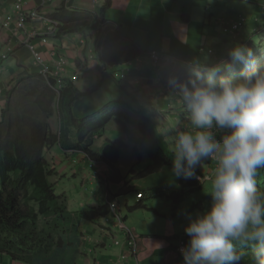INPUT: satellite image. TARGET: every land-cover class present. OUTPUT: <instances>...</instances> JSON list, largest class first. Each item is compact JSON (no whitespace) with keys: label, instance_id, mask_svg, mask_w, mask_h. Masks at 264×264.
Instances as JSON below:
<instances>
[{"label":"crops","instance_id":"obj_1","mask_svg":"<svg viewBox=\"0 0 264 264\" xmlns=\"http://www.w3.org/2000/svg\"><path fill=\"white\" fill-rule=\"evenodd\" d=\"M14 1L7 0L2 6L0 23L10 15ZM106 1L31 0L29 7L37 8L46 17H53L62 12L100 15ZM237 3L246 6L240 7ZM242 16L248 18V21L242 26V33L250 28L251 24L260 27L264 24V2L252 3L249 0H111V5L105 14L106 19L118 28L121 35L134 40L138 47L141 48L145 44L157 46L159 41L161 45L158 47H161L163 54H166L160 63L162 67L178 61L191 65L196 60L205 61L206 55L210 56L215 52L220 53L222 61H227L226 52L235 44L228 46L226 42L233 39L239 44V36L234 38L227 31L233 22ZM26 26L27 32L34 31L43 34L46 24L43 21H38L27 23ZM90 35L87 34L86 39L79 34L57 35L49 38L46 48L42 50V58L49 63L61 58L66 61L64 78L71 80L80 92L84 93L96 84L99 85L98 90L75 102L73 106L74 118L87 117L102 105L114 100H129L128 92L119 89L115 79L117 75H123L129 84H133L135 88L138 86V89L148 94L153 108L160 115L167 114L170 119H173L178 114L176 119L178 120V117L180 119L183 111L179 106L176 92L172 89L165 91L167 88L161 85L158 74L150 70L145 57H141L139 63L131 62L122 67L121 70H105L95 55L93 40L89 38ZM25 37L23 32L5 30L0 32V119L7 104L14 101L13 103L21 107L19 114L21 113L22 118L24 117L26 121L31 120V125L36 124L43 129L48 126L51 131H54V127L59 126L60 117L55 108L59 98L57 100L56 97L52 99L53 93L47 88L44 80L36 74L31 54L23 43ZM164 41L168 42L164 44ZM7 47H11L13 53L7 59L2 60L1 55ZM222 50L224 51L221 52ZM53 51L54 56L51 55ZM189 53L194 54L189 57ZM213 59L216 61L217 57L213 55ZM147 82H151V85ZM183 115L185 114L183 113ZM56 132L57 130L54 131V133ZM122 137H119V143H122ZM114 146L117 147V145ZM118 149L120 150V148ZM76 155L79 158L83 157L81 154ZM120 157L119 154V160ZM143 159L144 155L142 156ZM83 163L88 164L87 161ZM107 166L110 165L99 163L95 169L99 173H103ZM202 166L205 167L201 169L203 176H205L210 172V169L206 162ZM108 171L112 172L113 170ZM114 171L117 172L115 168ZM118 175L123 178L118 184L111 186L112 193L116 194L120 190L127 192L124 197L132 194L136 204L133 208H129L130 201L125 200L127 213L131 214L136 210L147 211L149 214L146 215V219L149 221L144 222L146 224L144 229L138 225H128L127 217H124L121 212L118 198L114 203L119 207L118 213L124 227L119 228L123 225L118 227L115 225L117 222L113 220H104L103 225L100 223L82 224L83 237L77 264H113L115 260L125 264L121 256L128 251L126 250L127 247L121 246L127 240L128 230L136 239L137 251L134 259L130 258L126 264H182L183 257L182 254H178L181 252L178 247L181 240L186 246L187 241L184 239V235H187H177V231L179 232L177 228L180 229V225L175 220L168 221L154 209L150 211L147 209L146 201L155 199V195L147 196L141 202L136 200V191L154 190L160 188L162 184L151 180L146 184L147 189H144L138 183L139 181L136 179L138 176L134 170L127 176L121 173ZM129 176L131 177L130 180ZM176 180L180 184V179L176 178ZM101 187L104 189L105 185L103 184ZM105 196L104 194V198ZM110 221H112V229L115 228L117 233H120L119 229L122 230L124 236L122 243L120 239L113 236V230H109L108 222ZM174 238L177 240L178 247H174L172 244ZM0 264L17 263L12 262L7 257L0 256Z\"/></svg>","mask_w":264,"mask_h":264},{"label":"trees","instance_id":"obj_2","mask_svg":"<svg viewBox=\"0 0 264 264\" xmlns=\"http://www.w3.org/2000/svg\"><path fill=\"white\" fill-rule=\"evenodd\" d=\"M110 5L111 0H107L100 15L62 12L50 18L60 24L57 35L79 34L86 39L87 34H91L89 38L93 40L95 55L105 70H121L131 62L139 63V59L145 57L150 70L158 74L161 85L167 88L165 91L172 89L168 84L170 77L178 81L188 79L190 71L179 61L164 67L155 64V56L161 63L166 55L158 47L161 45L159 41L157 46L142 49L134 40L123 37L118 28L105 17ZM240 22L241 19L233 24ZM242 26L238 27L239 31ZM247 47L252 49V43L249 42ZM115 79L119 89L128 92L129 100L111 101L99 112L81 119L73 116L75 102L98 90L99 85L83 93L71 80L64 78L58 95L44 82L53 93L52 99L59 96L58 107L61 110L59 131L56 133L48 126L43 129L39 125H31L30 120L26 121L19 114L20 105L14 103L12 107L7 104L0 121V256L19 264H77L83 237L82 224H98L102 219L108 220L111 215L110 205L127 194L120 190L116 194L112 193L111 186L118 184L123 177L114 171V165L103 158L101 151L93 150L99 133L111 122H116L127 140L136 146L135 153L140 162L143 155L149 159V165L137 178L154 175L164 167L172 168L167 142L158 130L163 119L153 108L151 98L138 86L135 88L129 84L123 75H117ZM50 83L55 85L54 81ZM147 83L151 85V82ZM181 116L184 117L183 113ZM132 127L139 131L140 136L135 135ZM119 145L123 146L122 143ZM54 147L65 154H81L95 166L98 163L110 165L114 172L107 171L101 175L106 196L98 206L78 211L66 209L63 197L56 193L50 181L57 172L45 156V152ZM214 167L213 162L206 175L208 178L213 175ZM261 175L264 179V170H261L258 182V187L264 191ZM198 188L200 184L195 177L181 178L180 190L170 194L164 188L138 190L136 194L142 193V199L136 200L141 202L145 197L155 195V198L167 199L173 211H176L184 198ZM206 198L211 200V197ZM116 215H119L118 211ZM188 239L187 236L185 240L188 242ZM248 260L249 264H253L252 258L246 255L241 264H248Z\"/></svg>","mask_w":264,"mask_h":264},{"label":"clouds","instance_id":"obj_3","mask_svg":"<svg viewBox=\"0 0 264 264\" xmlns=\"http://www.w3.org/2000/svg\"><path fill=\"white\" fill-rule=\"evenodd\" d=\"M243 18L242 25L248 21ZM227 55L216 64L194 61L186 81L168 80L185 114L162 133L172 134V174L201 183L197 167L215 165L206 192L210 206L189 216L184 227L189 240L180 249L183 264H241L242 249L250 250L253 264H264V191L258 187L264 170V65L244 45H233Z\"/></svg>","mask_w":264,"mask_h":264},{"label":"rangeland","instance_id":"obj_4","mask_svg":"<svg viewBox=\"0 0 264 264\" xmlns=\"http://www.w3.org/2000/svg\"><path fill=\"white\" fill-rule=\"evenodd\" d=\"M252 3L255 2H264V0H249ZM7 2V1H6ZM5 2V3H6ZM4 3V4H5ZM4 4L2 6H4ZM14 4V3H13ZM240 7H245L246 5H239ZM13 6V5H12ZM2 7H0L1 10ZM14 11L15 7H12L10 10V15L7 17H12L14 16ZM7 18L3 19L1 22V25L7 20ZM1 27V26H0ZM27 28V26H25ZM11 28H14V25L11 26ZM262 27H258L256 24H251L250 28H247V30L242 33L240 32L239 35V44L244 45L247 47L248 43L251 42L253 43V48L252 51L254 53V59L257 63V65H264V32H261ZM5 31H13L16 32L14 29H9L5 28ZM252 30L254 32V36H251L248 34V31ZM227 33L232 35V28L230 27ZM227 36V35H225ZM262 38H261V37ZM238 38V37H236ZM262 40V43L260 42ZM164 41L163 43L165 44ZM228 46L237 44V41L231 39L226 42ZM153 44H145L143 45L142 49H146L149 47H152ZM222 50L221 52H223ZM227 53V52H226ZM194 53H189V57H192ZM213 55L217 57V60L215 61L213 59ZM206 62L208 64H216L221 62L222 60L220 59V53L215 52L210 54V56L206 55ZM190 61V60H188ZM155 64L158 65L160 64V60L157 58L154 60ZM176 63V62H174ZM173 64V63H172ZM187 70H189L190 65L183 64ZM159 69L160 65L158 66ZM190 71V70H189ZM40 77V76H39ZM43 80V79H42ZM45 82V81H44ZM46 83V82H45ZM138 85V84H137ZM59 98V96H57ZM56 98V100H57ZM14 101L10 102V106L13 107ZM56 110L58 113H60L58 104L59 102L56 101ZM108 104V103H107ZM107 104L102 105L99 107L94 113L99 112L103 107H105ZM19 110V109H18ZM93 114V113H92ZM162 116H165L166 119H164ZM169 115L167 114H162V122L160 123L159 126V131L162 133L165 132L166 129L170 127V122H173L174 120H177V116L175 115L173 119H170L168 117ZM182 117V120H184V117ZM1 120V119H0ZM60 120V119H59ZM178 120L179 117H178ZM31 121V120H30ZM186 123V121H185ZM134 133L136 136H140L139 131L134 129L132 127ZM54 131L57 130L59 131V126L54 127ZM53 131V132H54ZM122 137V144L124 146L121 147L119 145V137ZM164 139L167 142V145L171 142L172 139V134L169 135H164ZM108 143H111L112 145H117L119 150V154L121 155L120 160L118 163L114 164V167L119 173L124 174V176L130 175V171L134 170L136 172V175L138 176L141 172H143L147 166L149 165V159L148 157L144 156V159L141 160V162L138 160L136 153H135V148L136 146L134 144H131L126 136L123 134L121 131L120 127H118L116 122H111L108 124L103 132L99 133L98 138L95 140L93 144V150L94 151H101ZM168 147V146H167ZM141 151V149L139 148ZM45 156L48 162H50V166L54 167V169L57 172V175L50 178L51 183L54 184L55 191L58 195L62 196L64 199V203H66V209L68 211H78V210H87L90 209L94 206H98L101 203V200L104 198V189L100 186L103 185V181L101 180V175L96 174L99 171L96 170L97 168L95 165L89 163L88 159L85 157H80L77 156L76 154L73 155L71 154H65L63 153L58 147H54L53 149H50V151L45 152ZM84 158L85 160H83ZM87 161L88 164L85 165L83 162ZM134 162L133 164H131ZM140 162V163H139ZM147 163V164H146ZM99 165V164H96ZM110 170V166L108 167ZM119 168V169H118ZM205 168L204 166L202 167H197L196 173L198 175H203V172L201 169ZM172 168L169 167H164L161 172H158L154 175H149L145 176L143 178H136L144 189H147L146 184L153 180V182H160L162 185L160 188H164L167 191V194H170L173 191L180 190V184L179 181L176 180V177L172 174L171 172ZM105 171V170H104ZM104 173V172H103ZM76 174V175H75ZM263 175H261V180H264ZM134 177V176H133ZM212 177V176H211ZM131 177L129 176V180ZM211 182V178H206L204 179L200 184V189H195L193 192L189 193L179 204L177 207L176 211H173V206L172 204L167 200L163 198H155V199H150L146 201L145 205L147 206V209L150 210H156L160 213L162 217H165L168 219V221H174L180 225L179 232L177 231V235L179 234H185L184 232V227L188 223V218L189 216L194 217L198 213H202L204 210H206L211 203L210 199H207L206 197H210L206 192L208 190V185ZM258 182H259V177H258ZM100 185H99V184ZM101 197V199H100ZM125 200H129V208H133L136 204L134 201V197L132 194L128 195L127 197L119 198L118 201L120 203V208L121 212L124 217H127V224L132 226V225H138L141 228L144 229L146 224L144 222H148L149 220L146 219V215L149 214L147 211H142V210H136L133 213H127V209L125 207ZM200 203V204H199ZM199 204V207L197 205ZM202 204L203 211L200 209V205ZM115 206V211H118V207L116 206L115 203H113ZM151 216V215H150ZM100 225L104 224V220H100L98 224ZM145 224V225H143ZM110 227V230H113L112 234L114 237L120 239L121 243L124 240L123 232L122 230L119 229L120 233H117L118 231L114 228L112 229V221L109 222L108 224ZM126 225V224H125ZM128 225H126L128 227ZM149 225V224H148ZM143 226V227H142ZM183 226V227H181ZM135 227V226H134ZM130 228V227H129ZM182 231V232H181ZM187 236L184 235V239ZM172 244L174 247H178L177 240L175 238L172 241ZM123 245V244H122ZM123 247V246H121ZM242 251L245 252L246 256H250V250L249 249H242ZM15 263V262H14ZM248 260V264H249ZM19 264V263H17Z\"/></svg>","mask_w":264,"mask_h":264},{"label":"built area","instance_id":"obj_5","mask_svg":"<svg viewBox=\"0 0 264 264\" xmlns=\"http://www.w3.org/2000/svg\"><path fill=\"white\" fill-rule=\"evenodd\" d=\"M7 0H0V7L6 2ZM31 4V0H15L12 7H15L14 16L7 18L2 25L0 23V32L4 31L3 27H8L10 24H14L16 28L23 29L27 23H35L38 21H43L46 26L43 34H39L37 32H28L23 43L28 48L32 55V64L36 68V70H40L39 76L51 87L58 95L59 90L62 88L63 79L66 70V61L64 59H59L58 61L53 62V67L46 66L43 62L42 58V50L46 48L48 44V39L51 37L56 36L59 32L60 24L56 20H52L50 17L44 16L37 8H30L29 5ZM245 18L241 20L239 24H234L232 26V31H237L238 27L245 22ZM13 53V49L11 47H7L4 49L3 54L1 55V59L5 60L7 57ZM54 51L51 53L54 56ZM156 56L154 60H156ZM54 81L55 85L52 86L50 83ZM57 95V96H58ZM105 166V165H103ZM110 170L107 166L105 172ZM110 172V171H108ZM108 174V173H107ZM136 199H142V193L136 194ZM111 210L113 211L115 206L113 204L110 205ZM112 217H117L116 214L113 212L111 213ZM128 235V243L125 254L121 256V259L126 264L127 261L131 258L134 259L136 256L137 246H136V239L131 232H127ZM113 264H121L119 261H113Z\"/></svg>","mask_w":264,"mask_h":264},{"label":"bare ground","instance_id":"obj_6","mask_svg":"<svg viewBox=\"0 0 264 264\" xmlns=\"http://www.w3.org/2000/svg\"><path fill=\"white\" fill-rule=\"evenodd\" d=\"M7 21V20H6ZM12 25H14V24H10L8 27H5V28H9V29H14L17 33L18 32H23L25 35H28V32L25 30V27L23 28V29H18V28H16L15 27V25H14V28H11V26ZM4 28V27H3ZM57 35V34H56ZM30 52V51H29ZM31 54V53H30ZM43 56V55H42ZM31 58H32V55H31ZM43 62H44V64L46 65V66H49V67H51V68H54L53 67V63H49L46 59H43ZM36 71V74L37 75H39L40 74V70H35ZM62 84H63V82H62ZM119 160V159H118ZM107 161V160H106ZM108 162V161H107ZM99 164V163H98ZM207 175V174H206ZM203 176V175H198L199 177H201V178H204V179H206V178H208L207 176ZM115 213L116 214V211H115V209L112 211L111 210V213ZM117 217H112L111 215L108 217V220H109V218H111V220H113V221H116L117 222V224L115 223V225L116 226H118L119 227V225H123V222H122V219H121V217L119 216V215H116ZM109 223V222H108ZM124 227V225L122 226V227H119V228H123ZM110 230V229H109ZM129 231V230H128ZM130 232V231H129ZM127 235V234H126ZM127 243H128V235H127V240L125 241V243H124V245H123V247H126L127 246ZM179 247H178V249H181V248H183L184 246H185V243H184V241H180L179 242Z\"/></svg>","mask_w":264,"mask_h":264},{"label":"water","instance_id":"obj_7","mask_svg":"<svg viewBox=\"0 0 264 264\" xmlns=\"http://www.w3.org/2000/svg\"><path fill=\"white\" fill-rule=\"evenodd\" d=\"M101 155L111 164H116L119 159V149L112 144H107L102 150Z\"/></svg>","mask_w":264,"mask_h":264}]
</instances>
